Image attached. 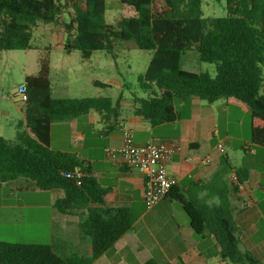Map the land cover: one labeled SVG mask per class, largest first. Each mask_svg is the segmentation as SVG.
Segmentation results:
<instances>
[{
    "label": "trees",
    "instance_id": "trees-1",
    "mask_svg": "<svg viewBox=\"0 0 264 264\" xmlns=\"http://www.w3.org/2000/svg\"><path fill=\"white\" fill-rule=\"evenodd\" d=\"M119 1L133 8L135 15L108 24L107 0H0V53L35 49L31 43L34 28L39 23L58 24V18L66 15L64 49L79 51L83 60L97 51L116 59L119 42L128 41L153 53L138 78L140 89L149 96L131 94L137 117L152 126L170 124L179 119L176 100L224 101L249 114L251 142L264 148V0H227L228 15L221 18H205L203 0ZM191 50L198 52L202 63L215 65L214 75L182 68V56ZM50 71V59L44 56L36 75L24 79L25 121L16 124L15 140L0 136V184L24 178L42 191L60 190L55 212L82 216L80 229L89 237L92 253L67 256L53 245L0 241V264H92L133 226L128 209L106 207L110 190L92 177L88 161L49 146L53 123L91 112L101 117L106 132L116 129L120 98L115 102L109 97L54 98ZM94 85L130 90L116 80H95ZM223 162L228 164L227 157L223 156ZM236 173L234 191L249 179L248 171ZM175 199L189 216L195 235L209 231L216 238L219 264H264L251 252L240 250L228 196L214 208L180 196ZM179 264L184 262L180 259Z\"/></svg>",
    "mask_w": 264,
    "mask_h": 264
},
{
    "label": "crops",
    "instance_id": "crops-1",
    "mask_svg": "<svg viewBox=\"0 0 264 264\" xmlns=\"http://www.w3.org/2000/svg\"><path fill=\"white\" fill-rule=\"evenodd\" d=\"M73 52L63 50L66 57ZM198 62V52L191 50L182 56L181 66L192 72L190 68ZM65 63H61L60 70L51 65L54 98H70ZM119 98V126L111 132H106L101 117L94 112L50 127V148L76 153L88 161L92 177L110 190L106 207L126 208L131 213L132 229L92 264H179L180 259L184 264H219L216 238L209 231L195 235L189 216L175 196L211 208L228 196L240 250L264 262V148L253 144L251 135L249 142L251 122L245 112H236L237 108L224 101L209 104L191 97L175 101L177 121L152 126L134 114L136 104L131 95L121 92L111 99L115 102ZM18 109L22 113L19 121H25L24 105ZM125 129L133 132L137 145L156 138L178 147L168 163L178 183L152 208L144 201L143 174L106 154L107 148L122 145ZM219 143H237L244 155L231 157L226 150V165L217 150ZM237 170L242 175L248 171L249 179L234 191L237 183L231 181L230 174H237ZM61 196L60 190L42 191L24 178L0 184V241L53 245L67 256H90L91 241L80 229L82 216L57 214L54 210Z\"/></svg>",
    "mask_w": 264,
    "mask_h": 264
},
{
    "label": "rangeland",
    "instance_id": "rangeland-1",
    "mask_svg": "<svg viewBox=\"0 0 264 264\" xmlns=\"http://www.w3.org/2000/svg\"><path fill=\"white\" fill-rule=\"evenodd\" d=\"M227 0H203V13L205 18L226 17ZM133 8L120 4L119 0H107L105 20L108 24L115 23L121 17L134 16ZM68 16L61 15L58 24L39 23L33 30L32 45L35 49L25 51H3L0 53V136L15 140L16 124L22 118L18 107H22L19 96L12 90L24 84L27 76L36 75L41 57L48 56L54 70L62 68L65 63V78L69 79L70 98H101L115 99L123 92L130 96L136 93L139 97L147 98L149 93L143 92L139 87L138 78L143 75L152 58V52L140 50L134 41L119 42L116 49L117 58L113 59L105 51L94 52L90 59L83 60L79 51H74L70 57L63 54L66 34L64 23ZM192 72L208 71L215 74V65L194 63ZM118 81L121 85L130 86V90L123 88H99L94 81ZM240 112L238 109H234ZM249 119V114L244 113ZM245 133V130H244ZM249 142L251 127L249 129ZM224 145V144H223ZM225 150L232 157L244 155L237 143L224 145Z\"/></svg>",
    "mask_w": 264,
    "mask_h": 264
},
{
    "label": "built area",
    "instance_id": "built-area-1",
    "mask_svg": "<svg viewBox=\"0 0 264 264\" xmlns=\"http://www.w3.org/2000/svg\"><path fill=\"white\" fill-rule=\"evenodd\" d=\"M27 88L23 84L15 92L20 102H27ZM220 155H225L222 143L217 145ZM178 151L174 143L164 142L156 138L148 140L145 144L137 145L134 142L133 132L124 130V138L121 146L107 148L106 154L121 163L137 169L145 178L144 201L148 208H152L162 201L177 185V178L171 174L168 163ZM80 178V174H78ZM232 182L237 183V175L230 174ZM78 184L80 182L78 181Z\"/></svg>",
    "mask_w": 264,
    "mask_h": 264
}]
</instances>
